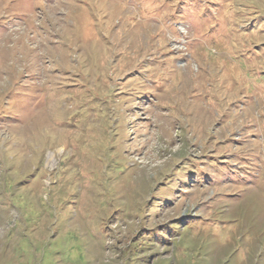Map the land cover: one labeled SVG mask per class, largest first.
Wrapping results in <instances>:
<instances>
[{"label": "rangeland", "instance_id": "obj_1", "mask_svg": "<svg viewBox=\"0 0 264 264\" xmlns=\"http://www.w3.org/2000/svg\"><path fill=\"white\" fill-rule=\"evenodd\" d=\"M0 264H264V0H0Z\"/></svg>", "mask_w": 264, "mask_h": 264}]
</instances>
